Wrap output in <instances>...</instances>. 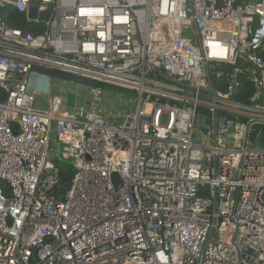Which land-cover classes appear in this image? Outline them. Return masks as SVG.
<instances>
[{
    "label": "built area",
    "instance_id": "obj_1",
    "mask_svg": "<svg viewBox=\"0 0 264 264\" xmlns=\"http://www.w3.org/2000/svg\"><path fill=\"white\" fill-rule=\"evenodd\" d=\"M255 124L264 0H0V264H264Z\"/></svg>",
    "mask_w": 264,
    "mask_h": 264
},
{
    "label": "trees",
    "instance_id": "obj_2",
    "mask_svg": "<svg viewBox=\"0 0 264 264\" xmlns=\"http://www.w3.org/2000/svg\"><path fill=\"white\" fill-rule=\"evenodd\" d=\"M3 20L11 28L20 29L25 32L31 31L30 26L25 22V18L20 14L14 12H6L3 14ZM38 71L52 79L64 80L72 82L74 84H82L89 87H97L101 89H105L106 87H108L100 83L91 82L74 75L65 74L54 70L40 69ZM248 93H250V85H248L247 82H244L239 91V97L242 103L247 102ZM247 146L253 149H264V124H255L250 128V131L247 135Z\"/></svg>",
    "mask_w": 264,
    "mask_h": 264
},
{
    "label": "rangeland",
    "instance_id": "obj_3",
    "mask_svg": "<svg viewBox=\"0 0 264 264\" xmlns=\"http://www.w3.org/2000/svg\"><path fill=\"white\" fill-rule=\"evenodd\" d=\"M104 98L105 101L103 103L104 109L110 108L113 111H116L114 113L118 117L114 120L110 119L111 124H118L121 122V117L126 111L130 108H132L135 105V96L133 93L116 89V88H109L106 87L105 89ZM63 166L65 169H67V165L63 163Z\"/></svg>",
    "mask_w": 264,
    "mask_h": 264
},
{
    "label": "water",
    "instance_id": "obj_4",
    "mask_svg": "<svg viewBox=\"0 0 264 264\" xmlns=\"http://www.w3.org/2000/svg\"><path fill=\"white\" fill-rule=\"evenodd\" d=\"M50 14H51V9H49L46 13H43V14L39 15L38 20H39L40 22H46V21H48V19H49V17H50ZM28 18L31 19V20L35 19V18H36V13H35V11L31 10L30 13H29V15H28ZM215 116H216V114L214 113V114H213V118H214V119H215ZM213 131L215 132V126L213 127ZM213 168L215 169V164H214V163H213ZM73 174H74V173H72V174L67 178V182L70 181V180L72 179ZM214 176H215V173H214ZM214 176H213V177H214ZM113 178L115 179V176H113ZM67 188H68V185L65 186V189H64L63 193L65 192V190H66ZM116 188H118V187H116ZM212 201H213V211H216V192H215V190H214V192H213V198H212ZM212 232H213V231L211 230L210 233H209V235H208V237H207V240L211 237ZM203 248H204V247H203ZM203 248H202V249H203Z\"/></svg>",
    "mask_w": 264,
    "mask_h": 264
}]
</instances>
